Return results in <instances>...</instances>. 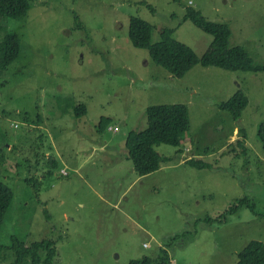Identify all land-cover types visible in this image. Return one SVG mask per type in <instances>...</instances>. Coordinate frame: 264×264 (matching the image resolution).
Here are the masks:
<instances>
[{"label": "rangeland", "instance_id": "374dc122", "mask_svg": "<svg viewBox=\"0 0 264 264\" xmlns=\"http://www.w3.org/2000/svg\"><path fill=\"white\" fill-rule=\"evenodd\" d=\"M28 1L25 17L0 21L1 37L21 39L8 68L0 41V182L14 193L0 227V264H13L12 237L53 241L58 264H130L175 236L166 264H237L246 245L264 243V72L199 64L176 78L129 38L137 17L154 27L152 43L168 29L200 58L224 56L184 20L191 8L229 25L230 47L264 66V0ZM238 92L249 103L234 121L221 105ZM70 102L86 115L76 117ZM159 105H185L190 131L179 147L156 145L168 162L140 177L126 138ZM102 118L111 120L103 132ZM243 199L225 222L205 221Z\"/></svg>", "mask_w": 264, "mask_h": 264}, {"label": "trees", "instance_id": "16d2710c", "mask_svg": "<svg viewBox=\"0 0 264 264\" xmlns=\"http://www.w3.org/2000/svg\"><path fill=\"white\" fill-rule=\"evenodd\" d=\"M28 0H0V21L11 19L17 21L25 17L30 10ZM185 21H191L204 33L213 37V44L216 50L224 56L213 58L204 56L202 58L187 45L174 39L172 30H163L161 40L152 43L154 27L137 17L130 20L129 38L133 46L137 49L147 50L152 61L166 69L173 77L183 78L192 68L201 64L204 67H215L229 72H264V66L255 65L253 59L242 47H230L231 30L229 25L208 21L201 12L188 8L184 17ZM4 28L0 25V37ZM0 41L4 43V67L8 68L20 56L21 39L13 32L4 33ZM70 108L74 110L76 117H83L87 109L83 104L70 102ZM249 101L246 95L241 92L236 93L228 102L221 105V109L228 111L234 121L240 120L243 111ZM68 108V109H70ZM147 127L140 131H132L126 138V149L130 160L133 162L134 170L140 177L151 175L161 168L163 163L168 162L167 157L161 156L155 150L158 144H165L179 147L181 141L190 131L189 110L185 105H159L151 106L147 109ZM2 116H0V123ZM111 120L102 118L99 130L103 132L109 127ZM14 127H17L15 125ZM243 134V140L236 143L244 150L246 148V138L242 129L238 130ZM264 150V122L258 130ZM186 163L191 166H205L203 162L190 159ZM31 183L32 179H26ZM37 186V184L35 185ZM14 193L10 187L0 182V227L4 223L7 211L11 207ZM248 199L239 200L215 220L206 218V222H225L229 214H235L241 206L247 205ZM249 208H253L249 207ZM179 236L171 237L166 244L159 248L155 256L144 257L140 260L132 261L130 264H166L170 262V244ZM11 249L14 253L13 264H58L57 249L51 240H42L27 244L18 238L12 237ZM237 264H264V243L252 241L240 252Z\"/></svg>", "mask_w": 264, "mask_h": 264}, {"label": "built area", "instance_id": "2783aa9c", "mask_svg": "<svg viewBox=\"0 0 264 264\" xmlns=\"http://www.w3.org/2000/svg\"><path fill=\"white\" fill-rule=\"evenodd\" d=\"M144 248H145V249L149 248V245H148V244H145V245H144Z\"/></svg>", "mask_w": 264, "mask_h": 264}, {"label": "crops", "instance_id": "0c3cea01", "mask_svg": "<svg viewBox=\"0 0 264 264\" xmlns=\"http://www.w3.org/2000/svg\"><path fill=\"white\" fill-rule=\"evenodd\" d=\"M150 247V246H149Z\"/></svg>", "mask_w": 264, "mask_h": 264}]
</instances>
